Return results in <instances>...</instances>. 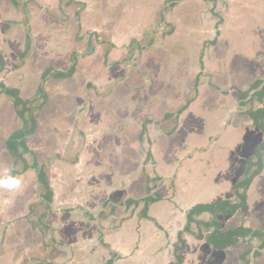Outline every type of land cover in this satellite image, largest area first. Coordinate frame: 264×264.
Segmentation results:
<instances>
[{
    "label": "crops",
    "instance_id": "crops-1",
    "mask_svg": "<svg viewBox=\"0 0 264 264\" xmlns=\"http://www.w3.org/2000/svg\"><path fill=\"white\" fill-rule=\"evenodd\" d=\"M84 1L98 11L69 41L50 0H0V178L33 154L61 165L49 201L23 174V191L0 189V264H176L178 237L180 264H247L255 238L216 249L208 236L214 222L264 231V152L244 185L264 135L241 98L264 80V0ZM73 54L35 106L37 77ZM234 199V214L204 208Z\"/></svg>",
    "mask_w": 264,
    "mask_h": 264
},
{
    "label": "flooded vegetation",
    "instance_id": "flooded-vegetation-1",
    "mask_svg": "<svg viewBox=\"0 0 264 264\" xmlns=\"http://www.w3.org/2000/svg\"><path fill=\"white\" fill-rule=\"evenodd\" d=\"M182 0H167L165 3H164V6L165 5H175L176 6L181 2ZM22 4L25 5V7L27 6V4L29 3H32L33 0H22ZM176 2V3H175ZM50 3L53 5V8L52 10L50 11L51 13H55V12H58L57 14L59 15L58 17L56 18H60L62 20V22L65 24V26L68 28V32L69 30H74L75 34L76 35H79L78 32H80L81 28H82V22H81V17L82 15H84L83 17H86V18H92V16L97 13L98 11V8L96 7L95 9H91L92 8V5L86 3L84 0H50ZM57 3H60V5L62 6L60 9H61V12L58 11L57 9ZM56 5V6H55ZM67 8V9H66ZM65 10H68L67 14H66V11ZM70 10V12H69ZM161 13L163 14V9H161ZM57 15H53L52 14V17H55ZM63 16V17H62ZM162 16V15H161ZM62 17V18H61ZM169 25V24H168ZM166 25V26H168ZM8 26H14L15 28H17V25L16 24H13V23H10V25ZM172 26V25H171ZM34 27L35 25L33 23H30L29 25V21L28 19L26 18V21L25 22H22V24H20L19 28H21L22 30V35H31V32H33L34 30ZM73 27H75L76 29H73ZM67 30V29H66ZM67 32V33H68ZM86 35H98L96 33L94 34H91L90 32H87L85 33ZM81 35V34H80ZM105 35V34H104ZM93 38V37H92ZM89 45V44H88ZM91 52H94L95 48L94 47H91L90 45L87 46ZM90 52V53H91ZM71 66H74L73 64V60H72V64L70 65ZM69 70V69H68ZM53 73L55 72V76H57L56 78H66L64 76H59L57 75L58 73H67L68 71L66 72H60L58 70H55V69H50L48 72H52ZM67 76V75H66ZM262 82V81H261ZM260 85V83L258 84V86ZM41 85H39L40 87ZM257 86V87H258ZM253 88V89H250V91H254L252 93V95L248 98V95H249V92L250 91H247L245 94H241L242 95V99H246L247 102H251L250 106L248 107L247 111L250 110V108H253V109H257V103H259L258 101H256V98H253L252 99V96L254 95V93L260 91H255V89L257 88ZM264 97V95H263ZM252 99V100H251ZM255 101V102H253ZM264 108V107H263ZM246 111V112H247ZM248 113V112H247ZM246 113V114H247ZM252 125H253V122H252ZM254 126V125H253ZM255 127V126H254ZM257 128V127H255ZM258 129V128H257ZM259 130V129H258ZM260 131V130H259ZM261 132V131H260ZM262 133V132H261ZM263 134V133H262ZM264 143V142H263ZM262 143V144H263ZM261 144V145H262ZM28 160V159H27ZM255 162H256V159H255ZM21 165L17 164L16 167L14 168V173L11 172L12 176H15L17 178H20V176L23 174V175H27L29 177L32 178V183L30 184L31 185V189L34 190V192H38L40 196H42L43 193H41V190H42V182H41V178H45L47 179V177L49 176V172H51L49 169V167L52 165L51 164V159H48V161H39L38 158H36L33 154V159L30 157V161H24V162H20ZM250 170H249V173L248 175L246 176V178L244 179V185H249L250 181L254 178V176H256L257 174H254L253 172L255 171V168L250 166L249 167ZM253 168V169H252ZM38 183V185L36 186L35 183ZM24 184L21 182V185H20V189L18 190L19 192L23 191L24 189ZM43 197V196H42ZM237 199V196L235 197ZM230 205L234 206L235 209H234V212L231 213V214H234L236 213V211L238 210V208L241 206V203L242 205L245 204L244 202H236V200H227ZM227 206V208H230L231 206ZM44 206V205H43ZM232 206V207H233ZM40 209H44V208H40ZM221 212V211H220ZM225 214V213H223ZM214 226V230L212 231V233H210V235L208 236V240H210V238L213 237V234H214V231H215V228L216 226L213 224ZM244 228V227H243ZM219 232L220 233H226L227 231L225 232H221L220 231V225H219V228H218ZM251 231V228L248 229ZM211 236V237H210ZM242 236V234H241ZM245 236H250L249 238V241H252V238H255L256 239V243H257V246L259 245V247H253L251 249H255L254 253H253V256H252V261L253 263L252 264H258V261L256 260V258H258V256L260 255V253H263L264 252V231H261V230H254V235H251L250 232L248 233H245L242 237H244V239L246 238ZM238 240V238H237ZM211 241V240H210ZM258 241V242H257ZM251 250H249L248 252V260H247V264H250V256H249V253H250ZM262 263V262H261Z\"/></svg>",
    "mask_w": 264,
    "mask_h": 264
},
{
    "label": "trees",
    "instance_id": "trees-1",
    "mask_svg": "<svg viewBox=\"0 0 264 264\" xmlns=\"http://www.w3.org/2000/svg\"><path fill=\"white\" fill-rule=\"evenodd\" d=\"M69 74H70V72L58 73L57 75L62 77V76H66ZM258 84H259V82L254 84L251 89L257 87ZM3 90L5 91V93L7 95H9L13 98L14 106H17L19 104H22V105L27 104V102L22 103V101L19 99V97L17 95L16 90H13V89H7L6 90L5 88ZM263 95H264V86L262 87V89L260 91L254 93V95L252 96V99L256 98V101L261 103ZM25 111H28V108H25ZM247 112H248L247 115L252 120L253 125L255 127H257L264 135V108L263 107L257 108V109L250 108V110H248ZM28 120L29 119L23 120V127L24 128L27 127ZM20 132H21L20 134H23L22 131H20ZM263 152H264V143L258 148V151L256 152L255 158H256V167L257 168L253 172L254 174H258L260 172V170L262 169L261 157H262ZM41 182L43 184L42 190L44 192V198H46V200L49 201L51 191L49 188L48 181L45 178H41ZM130 202H133V201L131 200ZM229 205H230V203L228 201H218L212 205H206V206H204V208L207 209L208 211L212 212V213L216 210L217 211L220 210L221 212H223L225 214H231L234 212L235 207L233 205H232L233 207L230 205L231 207L227 208V206H229ZM199 207L201 208V206H198L196 209L198 210ZM189 219H191V218L190 217L187 218L188 222L190 221ZM214 225L216 226V228H215L213 237L210 238V240H211L210 242H211L213 248H216V249H224L226 246L234 244L236 241H233V237L236 236L238 233L245 234V233L251 232L250 230H248L246 228L239 227L242 232L238 230L239 228H236L235 230H230V231H227L226 233L222 234L218 230L219 224L214 222ZM251 234H253V232H251ZM178 239L179 240L177 241L176 248H175L176 264L181 263V256L180 255L184 249V244H185L184 239H182L181 237H178Z\"/></svg>",
    "mask_w": 264,
    "mask_h": 264
},
{
    "label": "rangeland",
    "instance_id": "rangeland-1",
    "mask_svg": "<svg viewBox=\"0 0 264 264\" xmlns=\"http://www.w3.org/2000/svg\"><path fill=\"white\" fill-rule=\"evenodd\" d=\"M9 27V26H8ZM73 29H76L75 27H73ZM20 35H22V30H20ZM69 35H70V38H68V40L69 41H71V40H73V39H78V40H80V36L79 35H76L75 34V32H74V30H69ZM90 36V35H89ZM91 50L87 47V48H85V52H90ZM75 56H76V54H73L72 55V57H71V59L72 60H74V59H76L75 58ZM68 72H70V74L69 75H67V76H64V77H69L70 75H72V73L74 72V66H71L70 68H69V70H68ZM47 75H51V76H53V78H56L57 76H55V73H50V72H48V71H46L45 73H43L40 77H37L38 78V80H37V82H36V84L38 83V85H41V87L43 86V83H44V81H46V78H47ZM39 81V82H38ZM4 93H5V91L3 90V88L1 89ZM1 92V91H0ZM50 94V93H49ZM49 94H47V91L45 92L44 91V89L43 88H40V87H37L36 88V100H33V102L35 101H37V105H35V106H38V105H40V107L42 106V105H44V102H45V97H46V95H49ZM45 95V96H44ZM38 97V98H37ZM53 101V100H52ZM32 102V101H31ZM32 102V103H33ZM29 105H30V103H29ZM49 106H50V103H49ZM39 107V106H38ZM35 108H33V112L35 111L34 110ZM4 114H5V118H4V120H2L3 121V123H4V125L6 126V127H8L9 126V124L11 123V119H10V114L8 115V111H6L5 110V112H4ZM38 115H37V117H38V119H39V123H41V124H43V125H45V114H46V112H44V114H40V112H38L37 113ZM2 118V117H1ZM37 139L36 138H34L33 139V141H36ZM38 144H40V145H42L43 144V141H40V140H38ZM37 144V141L34 143V146H39ZM33 146V147H34ZM175 147H176V144H175ZM42 150H43V148H42ZM256 156V155H255ZM44 156H42V160L44 159L43 158ZM256 159V158H255ZM61 167V165H60V163H58V162H56L55 163V165H54V167L52 166V167H49V169L48 170H50L51 172H49V176L47 177V179H49V177H54V179H55V181L53 180V183H55V184H57L58 182H56L57 180H58V176L55 178V173L56 172H58V171H54V169L55 168H58V169H61L60 168ZM60 177H62V176H60ZM49 181V180H48ZM49 184H50V181H49ZM58 185V184H57ZM55 187H56V185H55ZM57 189H58V186H57ZM32 190V192H34V190L33 189H31ZM54 190H56V188H51L50 189V191H51V197L53 196V194H54ZM41 193H43L44 194V192H43V190H41ZM190 222V221H189ZM189 222H188V224H189ZM233 230H235V229H233ZM239 231H241V229L239 228L238 229ZM242 232V231H241Z\"/></svg>",
    "mask_w": 264,
    "mask_h": 264
},
{
    "label": "clouds",
    "instance_id": "clouds-1",
    "mask_svg": "<svg viewBox=\"0 0 264 264\" xmlns=\"http://www.w3.org/2000/svg\"><path fill=\"white\" fill-rule=\"evenodd\" d=\"M21 185V180L11 175L10 169H5L3 177L0 178V189L7 191L17 190Z\"/></svg>",
    "mask_w": 264,
    "mask_h": 264
},
{
    "label": "water",
    "instance_id": "water-1",
    "mask_svg": "<svg viewBox=\"0 0 264 264\" xmlns=\"http://www.w3.org/2000/svg\"><path fill=\"white\" fill-rule=\"evenodd\" d=\"M263 86H264V80H263V81L260 83V85L255 89V91L260 90ZM253 92H254V91H250V92H249L248 98L252 95ZM156 189H157V187H156ZM254 251H255V249H251V251H250V253H249V256H250V264L253 263V261H252V256H253Z\"/></svg>",
    "mask_w": 264,
    "mask_h": 264
}]
</instances>
